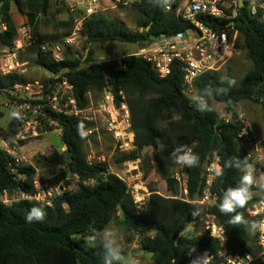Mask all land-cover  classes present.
Instances as JSON below:
<instances>
[{
	"label": "trees",
	"instance_id": "obj_1",
	"mask_svg": "<svg viewBox=\"0 0 264 264\" xmlns=\"http://www.w3.org/2000/svg\"><path fill=\"white\" fill-rule=\"evenodd\" d=\"M56 1L60 6L65 5V0ZM134 5L142 16L136 24L139 31L133 32L122 21L98 13L84 22L86 54L83 58L78 51L67 48L64 60L55 62L38 47L35 64L52 75L64 74L74 87L81 109L88 108L91 103L89 95L107 88L111 89L117 108L126 103L132 115L135 145L143 148L152 144L153 160L168 183L169 195H151L143 213H139L128 184L111 173L107 163L89 160L86 152L88 138L80 135L78 126L83 125L82 130H88L91 124L73 116L53 113L65 151L55 149L49 155H39L34 166H16L14 158L0 150V196L18 191L33 194L38 167L45 170L43 183L48 187H68L70 179L77 178V188L66 189L53 200L52 206L29 200L15 201L11 205L0 202V264H103V244L90 247L85 238L88 234L96 236L113 220H118L123 229L140 236V248L153 256L154 264H190L188 255L191 249H196L197 254L207 251L214 256L222 249L220 241L207 235L183 236L189 227L200 223L207 215L213 216L222 228L232 255L243 259L251 256L248 225H231L228 221L234 214L223 215L219 211L223 192L239 182L241 173L238 170L225 168L224 175L216 177L211 189L217 197L214 205L202 207L192 202L204 196L206 182L203 175L215 156L219 159V166L233 157L246 158L249 164H254L238 149L241 125L236 121H223L212 105L213 102L224 104L226 112L235 117L239 103L252 101L261 105L264 115V19L253 17L247 7L239 9L236 28L253 66L237 87L227 84V80L232 79L231 72L226 79L221 72L202 75L195 84L196 94H203L205 88H227L228 91L225 94L214 91L208 98L211 111L199 112L190 101L185 74L178 61L173 63L170 75L165 78L135 54L125 56L121 61L92 62L96 44L120 42L142 49L155 42L154 35L172 37L191 28L174 12L162 10L163 0H137ZM14 7L26 13L31 25H39V45L41 41L60 40L67 36V32H59L61 23L57 18L59 13L54 11L53 0H0V20L8 25V31L0 34V47L12 48L17 38V27L12 18ZM202 21L209 26L215 24L210 18H202ZM217 24L224 25V22L218 21ZM22 82L28 83V80L16 74L0 78V94ZM169 117L173 120L164 127L162 124ZM18 125L17 119L13 118L7 130H1L0 134L13 136ZM47 129L52 131L55 128L48 126ZM167 136L188 145L199 155L197 167L185 168L188 199L177 198V183L161 150ZM138 159L139 152L134 150L123 153L117 163ZM255 204L253 196L237 212L251 222L249 211ZM34 207L45 216L43 219L33 217L28 222L26 217ZM196 208L201 209V214L194 218L192 213Z\"/></svg>",
	"mask_w": 264,
	"mask_h": 264
},
{
	"label": "built area",
	"instance_id": "obj_2",
	"mask_svg": "<svg viewBox=\"0 0 264 264\" xmlns=\"http://www.w3.org/2000/svg\"><path fill=\"white\" fill-rule=\"evenodd\" d=\"M66 1L70 12L78 14V17L74 20V28L71 34L60 40L40 42L42 51L55 62L64 60L67 48L75 50L76 46L80 44V40L84 38L83 30L86 19L111 9L130 6L129 0ZM104 2H107L108 5H105ZM244 5L253 17L261 16L264 19V0H244ZM239 9H241L240 0H172L170 10H167V12H174L176 16L191 26L190 30L180 32L172 37H162L160 40L140 49L135 56L150 63L162 78L170 75L175 61L180 62L185 74L188 94H194L196 81L202 75L220 72L235 54L237 44L240 41V34L235 23ZM202 18L213 19L215 24L209 26L202 21ZM218 21L224 22V25L217 24ZM6 31H8L7 23L0 20V34ZM25 46L26 43L23 40L16 38L12 48L0 47V78H6L13 74L22 76L24 64L19 60V53ZM53 76V81L48 84L22 82L3 90L5 95L4 108L11 112L20 109L23 116L22 120H17L19 125L16 134L10 137L0 134V150L12 156L16 166L24 164V159L19 156V150L25 146L22 143L36 140L51 132L47 129L48 126L55 129L58 127L57 121L52 116L53 113L89 121L88 108L81 109L79 107L74 87L68 78L64 74ZM107 89L109 90L105 94L106 104L109 110H115L114 95L110 88ZM125 104H122L123 109L129 115L128 106ZM222 120L226 123L236 121L241 125V131L237 139L238 149L254 163L252 166L255 169V175L260 174L261 169L256 167L255 159L258 158L260 163L264 160V138L258 137L252 124L243 115L223 117ZM245 130L246 134L241 135ZM217 166H219V159L215 156L206 167L203 175L206 186L204 196L198 200L201 204L210 199L216 203L217 197L211 189L216 179L215 168ZM15 171L14 168L13 172ZM173 178L177 184L182 182L185 192L188 193V175L185 170L183 173L176 174ZM34 185L35 192L33 194H25L19 191L13 194L6 192L0 196V202L11 205L15 201L29 200L52 206L53 200L61 196L66 189H69L63 185L48 187L45 184H39L36 180ZM198 201L192 203L196 204L195 202ZM145 205H136L137 211L143 213ZM253 207L254 210L252 208L249 211V216H258L260 213H264V202H260V208L257 205ZM206 217L214 219V222L208 225V234L206 235L220 241L222 248L217 256L209 254L210 264H213L216 260L218 264H248L251 261L250 256L243 259L238 255H232L227 248V239L222 228L217 225L213 216L207 215ZM212 231H215L218 235L213 237L211 235ZM262 237H264V233H261V240L264 241ZM262 245H264V242H262ZM197 255L200 254L192 252L191 255H188L190 264Z\"/></svg>",
	"mask_w": 264,
	"mask_h": 264
},
{
	"label": "rangeland",
	"instance_id": "obj_3",
	"mask_svg": "<svg viewBox=\"0 0 264 264\" xmlns=\"http://www.w3.org/2000/svg\"><path fill=\"white\" fill-rule=\"evenodd\" d=\"M129 1V7L111 9L104 12V15L107 18L122 21L129 30L137 32L139 30L136 24L142 16L134 5L137 0ZM53 4L54 11L59 13L57 14V18L61 23L59 32L61 34L67 32V36H69L74 28V20L78 17V14H72L70 12L66 0L63 6L58 5L56 0H53ZM12 18L17 27V38L26 43L24 49L19 53V60L24 64L22 76L25 77L28 82H40L42 84L50 83L53 81L54 76L49 71L39 68L35 64V51L40 47L37 41L38 35L41 32L39 25H31L28 22L26 13L17 10L15 7L12 11ZM85 43V39L82 38L80 44L75 48L82 58L86 54V50L84 49ZM140 49V47L120 42L96 44L93 47L92 62L121 61L123 57L136 54ZM252 66L250 55L244 48L240 37L235 54L220 72L224 79H226L229 72H231L232 79L235 80L234 86L237 87ZM108 90L109 89H105L103 92L89 95L91 103L88 106L87 116L91 127L88 130H84L86 133L85 136L88 138L86 142V152L89 160L107 163L110 172L118 175L128 184L136 205L144 206L153 194L168 196V183L160 175L158 167L153 160L152 144L143 148H139L135 145V135L132 132V115L129 106L125 104L128 106L129 115H127L126 111L123 109V105L120 108L114 105L115 110H109L105 99V94ZM4 102L5 95L2 93L0 94V130H7L9 123L13 120V117L10 115L11 111L4 108ZM104 106L106 107L105 109ZM212 108L221 118L234 117L226 112L225 105L222 103L213 102ZM236 113V116L243 115L244 118L252 124L259 138L263 137L261 132L262 129H264V115L260 104L252 101H243L238 104ZM171 120L173 119L169 117L162 125L166 127ZM27 144L28 146L19 150V156L24 159L25 165L34 166L37 156L49 155L55 149L65 151L62 145L61 131L58 128L53 129L39 139L29 141ZM179 144L181 143L177 139L167 136L161 147L173 177L178 173H183L186 168L174 164L170 158L172 150ZM134 150L139 152V159L137 161L123 164L117 163V160L123 153H129ZM255 165L261 169V173H264V160L260 163L258 158H256ZM260 174L256 175L257 179ZM45 176V170L38 167L35 180L43 185ZM70 183V186L67 187L66 185V187L69 188V190H75L78 185L77 178H71ZM176 190L178 199H188V193L185 192L182 182H178ZM252 193L256 199L255 205L260 208V202H264V189H261L257 183L253 185ZM195 203L198 206L209 207L214 205L215 201L210 199L203 204L199 203V201ZM252 210H254V207ZM250 220L251 222L262 221L264 220V213H260L258 216L250 215ZM211 222H214V219L212 217H206L200 223L189 227L184 232L183 236L195 237L206 235L208 234V225H210ZM105 230H112L117 233L115 239L123 249L125 256L135 257L138 260V264H154L153 256L141 250L140 236L123 229L118 223V220H113ZM105 230L99 232L95 236V245L104 243ZM262 242L264 241L261 240V232H250L248 244L251 250V261H249L248 264H264V245H262Z\"/></svg>",
	"mask_w": 264,
	"mask_h": 264
},
{
	"label": "clouds",
	"instance_id": "obj_4",
	"mask_svg": "<svg viewBox=\"0 0 264 264\" xmlns=\"http://www.w3.org/2000/svg\"><path fill=\"white\" fill-rule=\"evenodd\" d=\"M172 0H163V7L162 10H170ZM227 84L229 87L235 84V80L229 78L227 80ZM217 94H225L228 89L227 88H217L215 90L210 88H205L203 90V94L197 93L190 97V101L195 105L197 111L199 112H208L211 111L208 98L213 95V92ZM10 115L17 119L22 120L23 116L20 109L13 110ZM78 128L80 129V135L83 137L86 133L82 130L83 125H79ZM246 134V130L241 133V135ZM215 155V154H214ZM170 158L172 162L178 166L193 168L199 165V155L196 154L191 147L185 144H179L174 147L170 154ZM225 168H234L238 170L241 175L239 178V182L235 187H228L224 192L219 203V211L223 215H231V219L228 221L231 225H240L245 224L248 225L249 230L253 233L259 231L264 233V220L262 221H246L244 216L237 212V209L244 208L248 202L252 199V187L254 184H259L261 189H264V173L259 175L257 179L255 175L254 167L247 162V159H240V158H230L229 160L225 161L223 166H217L215 168V175L216 177H222L224 175ZM201 214V209L196 208V211H193V217H198ZM45 213L41 212L37 208H32L31 212L28 213L26 220L30 222L33 217L37 219H43ZM213 237H216L218 234L215 231L211 232ZM117 233L112 230H105L104 231V256H103V264H138V260L132 256H125L123 253V249L117 243L115 237ZM264 238V237H262ZM86 243L90 247L95 246V235H87L86 236ZM225 239V237H224ZM196 249L189 250V255L192 252H195ZM191 264H210V256L207 251L203 254L197 255L195 259L191 261Z\"/></svg>",
	"mask_w": 264,
	"mask_h": 264
},
{
	"label": "water",
	"instance_id": "obj_5",
	"mask_svg": "<svg viewBox=\"0 0 264 264\" xmlns=\"http://www.w3.org/2000/svg\"><path fill=\"white\" fill-rule=\"evenodd\" d=\"M61 1H64V0H61ZM244 0H240V8H244ZM162 37H165V35H154L153 36V39L155 40V41H158V40H160ZM89 51H90V49L88 50V52H87V54L89 53Z\"/></svg>",
	"mask_w": 264,
	"mask_h": 264
},
{
	"label": "crops",
	"instance_id": "obj_6",
	"mask_svg": "<svg viewBox=\"0 0 264 264\" xmlns=\"http://www.w3.org/2000/svg\"><path fill=\"white\" fill-rule=\"evenodd\" d=\"M105 3V5H108V3L107 2H104ZM104 13V12H103ZM75 51H76V49H75ZM262 136L264 137V129H262ZM257 134V133H256ZM258 135V134H257ZM259 136V135H258ZM263 137H260V138H263ZM26 146H28V144H26L24 147H26Z\"/></svg>",
	"mask_w": 264,
	"mask_h": 264
}]
</instances>
